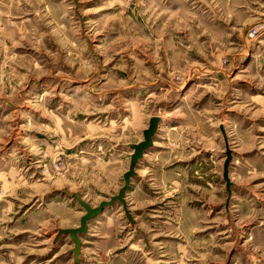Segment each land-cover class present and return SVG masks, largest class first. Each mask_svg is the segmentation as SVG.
I'll use <instances>...</instances> for the list:
<instances>
[{
    "label": "rangeland",
    "instance_id": "rangeland-1",
    "mask_svg": "<svg viewBox=\"0 0 264 264\" xmlns=\"http://www.w3.org/2000/svg\"><path fill=\"white\" fill-rule=\"evenodd\" d=\"M263 128L264 0H0V264H264Z\"/></svg>",
    "mask_w": 264,
    "mask_h": 264
},
{
    "label": "water",
    "instance_id": "water-1",
    "mask_svg": "<svg viewBox=\"0 0 264 264\" xmlns=\"http://www.w3.org/2000/svg\"><path fill=\"white\" fill-rule=\"evenodd\" d=\"M157 123H158L157 118L151 119L149 128L146 131H144V133H143L144 141L138 145L132 146L134 153L131 156L129 171L124 175L125 187L119 191L118 195L111 198L110 203L101 204L100 207L95 208V209L90 208V206H88L86 203H84L83 201L78 199L79 204L85 210V215L80 219V226L78 228H75V229H66V230L59 231V234L69 235L71 240L74 242V244H75V248H74V260H75V262H77L79 249H80V240H79L78 235L86 232L88 220L92 219L94 216H96L98 213H100L103 206H105V205L109 206L114 201L120 202L121 204H123V208L125 210L127 218H129V220H130V215L128 214V211L126 210V204L124 201L125 188L129 183L130 176L134 175V167H135L137 161L142 158L143 152L147 148H149L152 144L151 138L156 131ZM230 160H231V154H230V151L227 149L226 150V159H225V162L223 165V178H224V181L226 182L227 188H229V186H230V182H229V178H228V165L230 163Z\"/></svg>",
    "mask_w": 264,
    "mask_h": 264
},
{
    "label": "crops",
    "instance_id": "crops-1",
    "mask_svg": "<svg viewBox=\"0 0 264 264\" xmlns=\"http://www.w3.org/2000/svg\"><path fill=\"white\" fill-rule=\"evenodd\" d=\"M263 129H264V128H263ZM259 138H260V137H259V135H258V139H259ZM261 138H264V134H261ZM257 149L259 150L258 153H260V151L264 150V145H261V146H260V144H258V148H257ZM261 154L264 155V151H262ZM248 169H249V168H248ZM130 200H131V195H130ZM129 203H130V205H133V204H132V203H133L132 201H130Z\"/></svg>",
    "mask_w": 264,
    "mask_h": 264
}]
</instances>
